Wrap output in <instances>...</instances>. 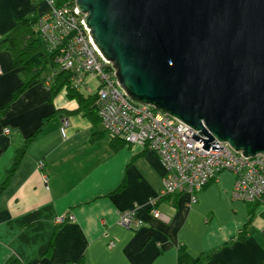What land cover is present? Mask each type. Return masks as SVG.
I'll use <instances>...</instances> for the list:
<instances>
[{
  "label": "crops",
  "instance_id": "crops-1",
  "mask_svg": "<svg viewBox=\"0 0 264 264\" xmlns=\"http://www.w3.org/2000/svg\"><path fill=\"white\" fill-rule=\"evenodd\" d=\"M47 11L43 0H0V264H264V200H232L231 173L193 203L185 193L161 197L167 221L158 220L147 205L165 175L155 152L113 141L64 87L52 91L53 69L15 95L24 77L6 38ZM84 82L77 92L94 98L97 81ZM131 209L140 227L118 224L117 213ZM61 215L72 219L56 224Z\"/></svg>",
  "mask_w": 264,
  "mask_h": 264
},
{
  "label": "water",
  "instance_id": "water-1",
  "mask_svg": "<svg viewBox=\"0 0 264 264\" xmlns=\"http://www.w3.org/2000/svg\"><path fill=\"white\" fill-rule=\"evenodd\" d=\"M74 2L133 101L205 136L191 137L206 151L264 153V0Z\"/></svg>",
  "mask_w": 264,
  "mask_h": 264
},
{
  "label": "built area",
  "instance_id": "built-area-1",
  "mask_svg": "<svg viewBox=\"0 0 264 264\" xmlns=\"http://www.w3.org/2000/svg\"><path fill=\"white\" fill-rule=\"evenodd\" d=\"M43 1L48 11L37 21L35 34L44 42L46 51L54 54L56 64L47 80L58 71L68 72L69 87L78 91L87 86L84 75L95 79L94 106L106 134L157 154L165 175L159 196L147 202L152 217L166 222L167 218L156 207L161 197L185 193L193 203L196 194L221 172H229L235 178L232 200L245 203L264 200V153L244 156L227 143L216 140L217 144L210 142L206 151L200 139H206L205 136L151 105L133 101L119 84L112 63L93 43L90 30L83 21L85 14L78 11L74 0H62L58 4L57 0ZM86 90L90 91V88ZM67 126L68 122L64 120L59 127L62 137L66 136ZM4 133L9 130L5 129ZM193 133L200 138H192ZM211 146L218 147L214 150ZM42 165V162L38 163V167ZM135 211H119L118 224L125 228L140 227L143 222ZM66 219H72V216L61 215L54 222L61 224Z\"/></svg>",
  "mask_w": 264,
  "mask_h": 264
},
{
  "label": "trees",
  "instance_id": "trees-1",
  "mask_svg": "<svg viewBox=\"0 0 264 264\" xmlns=\"http://www.w3.org/2000/svg\"><path fill=\"white\" fill-rule=\"evenodd\" d=\"M62 0H57V4ZM36 20H19L11 34L6 38L8 48L12 54L13 65L19 68V72L24 77L22 86L17 90L15 95L21 93L24 89L36 84L40 80V76L48 69H55L56 64L54 54L48 53L45 49L44 42L35 34L33 26ZM70 74L64 71H58L53 79L52 91L56 92L62 87L67 90V96L76 99L78 102V110L86 116L92 123L98 119L94 100L95 97L85 98L79 92L69 87ZM7 107L5 104L4 108ZM34 135L31 136L32 139ZM117 141L118 139H112ZM123 142V141H122ZM255 205L257 203H248ZM240 237H242L240 235ZM8 264H20L17 259L10 261Z\"/></svg>",
  "mask_w": 264,
  "mask_h": 264
}]
</instances>
